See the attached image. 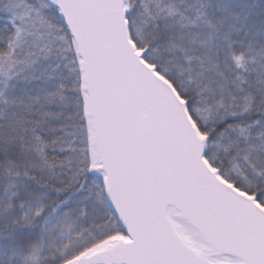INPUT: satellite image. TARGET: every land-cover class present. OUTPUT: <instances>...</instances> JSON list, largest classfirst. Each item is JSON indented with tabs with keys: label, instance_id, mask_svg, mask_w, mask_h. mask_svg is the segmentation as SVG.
Wrapping results in <instances>:
<instances>
[{
	"label": "trees",
	"instance_id": "1",
	"mask_svg": "<svg viewBox=\"0 0 264 264\" xmlns=\"http://www.w3.org/2000/svg\"><path fill=\"white\" fill-rule=\"evenodd\" d=\"M27 1L55 35L21 37L0 0V264H65L124 231L91 170L73 40L51 0ZM129 3L132 39L188 103L207 159L264 206V0ZM197 35L211 42L190 51Z\"/></svg>",
	"mask_w": 264,
	"mask_h": 264
},
{
	"label": "water",
	"instance_id": "2",
	"mask_svg": "<svg viewBox=\"0 0 264 264\" xmlns=\"http://www.w3.org/2000/svg\"><path fill=\"white\" fill-rule=\"evenodd\" d=\"M74 44L107 202L125 237L66 264H264V206L134 43L129 0H51Z\"/></svg>",
	"mask_w": 264,
	"mask_h": 264
},
{
	"label": "rangeland",
	"instance_id": "3",
	"mask_svg": "<svg viewBox=\"0 0 264 264\" xmlns=\"http://www.w3.org/2000/svg\"><path fill=\"white\" fill-rule=\"evenodd\" d=\"M9 6H10L9 7L10 10L15 15V18L18 21H21L22 24H23V26L21 25L22 27H20V36L21 37L24 38L26 35L28 36V35H31V34L34 35V36H37L36 38H38L41 35L42 36L44 35V36L48 37V39H51L52 36L54 37L55 33L49 27H47L45 25L44 21L43 22L41 21L42 19H41V17H39V13L36 12L35 10H33L28 5V1L27 0H9ZM130 9H131L130 3H128V10L130 11ZM53 33H54V35H53ZM199 38H200L199 35H197L196 38L192 39V42L194 43V46H192L193 48L190 51H194V50L196 51L198 47L206 48L210 44L209 42H211V40H209V42H208V40H206L204 42L203 40H200ZM47 46L50 47V43ZM73 49L75 50V52L77 54L74 42H73ZM67 51H68V48L67 47L65 48V46H64L63 50L61 51V54L59 56L65 57V55L67 54ZM140 51L146 53V51H143V50H140ZM77 57H78V54H77ZM78 63H79V66H80L79 57H78ZM6 70H7L6 68L0 69V73L2 74L4 72V74H5ZM81 75H82V73H81ZM82 85H83V82H82ZM89 155H90V160H91V170L93 172L96 171L97 173H99L101 175V173L97 171L98 163H97V160L95 158L94 148H93V145H92L91 130H90V140H89ZM120 237H125V234L124 233H117L114 237L109 238L107 241H105V242L93 247L89 251L95 250L98 247L110 242L112 239L120 238ZM89 251H87V252H89ZM32 263L36 264L37 260L35 261L33 259Z\"/></svg>",
	"mask_w": 264,
	"mask_h": 264
}]
</instances>
